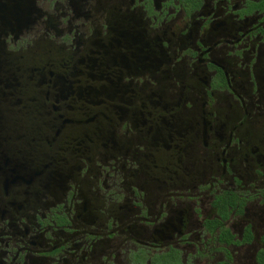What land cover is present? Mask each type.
Masks as SVG:
<instances>
[{"label":"flooded vegetation","instance_id":"af4514ba","mask_svg":"<svg viewBox=\"0 0 264 264\" xmlns=\"http://www.w3.org/2000/svg\"><path fill=\"white\" fill-rule=\"evenodd\" d=\"M0 132V264H264V0H0Z\"/></svg>","mask_w":264,"mask_h":264},{"label":"rangeland","instance_id":"374dc122","mask_svg":"<svg viewBox=\"0 0 264 264\" xmlns=\"http://www.w3.org/2000/svg\"><path fill=\"white\" fill-rule=\"evenodd\" d=\"M43 44H41V49L34 51V47H30L28 49L24 50V57L28 61H33V60H39L44 58L45 56L49 55L46 49L42 48ZM5 56H8L9 59L13 58L12 60H15L18 56L16 52H13L11 54H4ZM4 69V67H2ZM20 127L18 130H16V138L13 140L16 142V145L19 147H24V148H29L33 146H37V143L42 139L43 134H44V118L41 113L38 112L37 108L31 107L29 108L24 116L23 119L20 120ZM18 131V133H17ZM2 132H0V139H1ZM19 141V142H18ZM12 142V143H14ZM18 142V143H17ZM15 144V143H14ZM250 235L246 234L245 240L250 239ZM143 253L142 248H139L137 251L133 252V257L137 258V254L141 256ZM172 252L166 253L165 256L166 258L171 256ZM264 257V252L263 250H260L258 252L257 258L262 261ZM151 258V256H150ZM139 260V259H138ZM223 264H227V262H223Z\"/></svg>","mask_w":264,"mask_h":264}]
</instances>
